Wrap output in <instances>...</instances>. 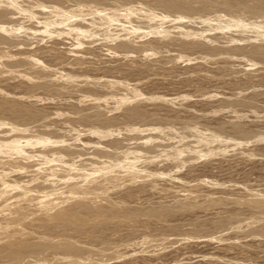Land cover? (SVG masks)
Here are the masks:
<instances>
[{
	"label": "rangeland",
	"instance_id": "obj_1",
	"mask_svg": "<svg viewBox=\"0 0 264 264\" xmlns=\"http://www.w3.org/2000/svg\"><path fill=\"white\" fill-rule=\"evenodd\" d=\"M224 1L235 5L264 4V0ZM102 17L108 18L107 25L116 32L135 30L133 33L138 39L147 38L158 47L166 44L164 51L147 63L143 56L135 58L113 53L100 43L94 46L100 48L93 47L92 52L86 47H75L72 41L79 38L74 35L54 33L45 36L34 48L26 50V56L41 69H57L73 77L83 83L82 88L75 91L69 86L65 95H58L55 90L34 89L28 80L4 73L0 75V126H7L9 120L15 121L11 125L21 142H25L33 137L22 124L28 119V110L48 115L50 127L65 130L69 124L61 115L75 108H82L83 112L92 115L95 102L99 100L111 111L105 118L97 119L98 122L118 123V127L102 136L75 122L72 128L78 134L68 139L70 141L67 140L63 147L106 149L115 139L131 137L139 141L156 135L164 130L162 121H172L213 132L211 135H193L190 139L197 147L215 146L217 152L186 155L180 169L167 155L156 161L146 160L141 163L143 166L135 165L132 169L119 171L118 168L114 171L118 176L98 178V184L105 189L103 194L80 198L96 205H112L117 210L146 212L150 208L170 207L178 197L191 196L195 199L191 209L178 208L162 219L140 215L125 222L118 218L82 232L69 227L65 234L57 228L49 230L42 221L46 217L44 196L22 186L9 187L2 182L5 174L0 173V201L5 203L0 206V214L11 208L34 210L32 214H26L23 221H13L9 225L6 230L10 232L9 237L29 242L43 241L47 236L53 241L68 238L87 250L98 249L104 243L117 248L116 256L108 261L48 251L46 258L35 260V264H264V219L252 223L255 210L248 204L250 198L264 199V54L257 55V65L250 59V52L264 41V24L230 20L219 27L211 18H168L162 19L156 28L139 29L131 25V19L124 11L118 17L102 12L81 20L71 15L67 19L92 23ZM55 21H60L59 17ZM184 22L197 30L194 33L175 32ZM245 34L248 40L242 43L244 53L237 57L218 52L202 62L198 50L185 49L181 44L183 39L196 42L207 37ZM123 37L122 34L115 39L122 40ZM172 57L179 58L178 65L170 63ZM113 87L131 90L138 98L135 106L155 122L147 123L139 118L133 124H125L128 113L120 107L122 96L110 92ZM227 101H254L256 108L233 110L224 106ZM245 133L251 137L241 135ZM7 169H10L7 177L14 182L23 183L27 179L25 172L13 166ZM21 193L26 196L17 199ZM211 198L223 202H212ZM64 205V212L69 213L72 202ZM227 216H241L242 221L235 223L233 228H220L219 223ZM249 228L258 234L250 235L247 233Z\"/></svg>",
	"mask_w": 264,
	"mask_h": 264
},
{
	"label": "bare ground",
	"instance_id": "obj_2",
	"mask_svg": "<svg viewBox=\"0 0 264 264\" xmlns=\"http://www.w3.org/2000/svg\"><path fill=\"white\" fill-rule=\"evenodd\" d=\"M122 11L125 12L126 17L131 19V25L139 29L156 28L161 24L162 19L168 18L183 20L211 18L218 26L230 20L264 24V4L260 2L250 5H235L224 0L217 2L210 0H0V75L9 73L21 77L31 82L34 89H52L58 95H65L69 86L73 87L75 91L81 90L83 83L75 81L73 77L64 75L57 69H41L26 56L27 49L34 48L45 36L54 33L77 36L79 40L72 41V45L86 47L91 52L97 48L94 46L100 43L107 46L113 53H124L125 56L132 55V57L143 56L147 63L156 59L164 51L166 44L158 47L149 42L147 38L138 39L133 33L135 30L133 32H116L113 27L107 25L109 22L107 17L99 18L92 23L80 21L83 17L102 12L118 17ZM70 15L80 20L72 22L67 19V16ZM57 17L60 21H55ZM180 30L194 33L197 29L185 25L184 22L175 32ZM122 34L124 35L122 40L115 39V36ZM246 34L237 37L230 35L207 37L196 42L183 39L181 44L185 49L198 50L199 60L202 62L218 52H227L237 57L244 53L242 43L248 40ZM258 54H264V41L250 52V59L254 65L259 62ZM170 63L178 65L179 58H170ZM110 92L122 96L120 107L128 113L125 124H133L139 118H143V121L147 123L155 122L135 106L138 98L131 90L113 87ZM98 101L95 102L92 115L86 111L83 112L82 108H75L74 111L61 115L60 117L69 124L65 130L50 127L47 124L48 115L37 113L33 109L28 110V119L24 120L22 124L29 129L33 137L26 140L27 145L26 141H22L24 144L21 142L22 139L15 131V127H12L11 124H15V121L9 120L7 126H0V173L5 174L2 182L8 184L9 187L16 185L27 190L32 189L37 194L44 196L46 217L42 221L49 230L57 228L63 234L69 227H74L82 232L88 227L107 225L111 220L118 218L125 222L133 221L140 215L150 219H162L178 208L191 209L195 203L194 197L191 196L178 197L170 207L150 208L146 212L128 209L122 211L115 209L112 205H96L91 200H80V198L87 199L92 195L103 194L105 189L98 184V178L106 179L118 176V173H114L118 168L119 171L125 168L132 169V166L135 165L143 166L141 163L146 160L156 161L163 155H167L175 160L176 168L180 169L185 163L186 155L199 156L204 153L217 152L215 146L200 145L197 147L196 143L190 139L193 135H211L214 134L213 132L197 128L193 124H180L172 121H162L164 130L156 135L144 137L139 141L131 137L115 139L110 148L106 149L63 147L67 144L68 139L71 140L78 134L72 128L75 122L82 123L85 128L91 129L97 134L99 132V135L102 136L109 135L112 129L118 127V123L100 124L98 122L100 118H105L111 111L108 106ZM224 106L233 110L240 108L254 110L256 103L254 101H227ZM92 116H96V118ZM241 135L251 137L247 133ZM46 140H49L50 143H45ZM11 166L27 174V179L23 183L14 182L7 177L10 170L7 168ZM87 173L90 175L86 177ZM90 176H95L97 179H92ZM25 196L26 193H21L16 198L20 199ZM210 200L217 201V203L223 202V200H212V198ZM68 202H72L69 213L64 212V208H66L64 204ZM55 204L58 205L55 206ZM248 204L255 210L251 219L252 223L264 219L263 198H250ZM4 205L5 203L0 201V206ZM33 212L32 209L25 211L20 208H11L0 214V264H35V260L45 259V253L48 251H53L58 255L72 253L81 258L96 257L101 261H108L116 256L117 248L111 243L101 244L98 249L87 250L68 238L53 241L47 236L43 238L45 239L43 241L31 242L10 238V232L6 231L9 230V225L13 221H23L26 214ZM34 216L38 217L37 214ZM241 221V216H227L219 223V227L233 228L235 223ZM247 233L258 234L253 228H249ZM146 238L148 239V237ZM27 256L29 258L24 259Z\"/></svg>",
	"mask_w": 264,
	"mask_h": 264
}]
</instances>
